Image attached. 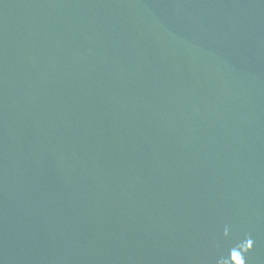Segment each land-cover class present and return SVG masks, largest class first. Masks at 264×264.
<instances>
[{
	"label": "water",
	"instance_id": "1",
	"mask_svg": "<svg viewBox=\"0 0 264 264\" xmlns=\"http://www.w3.org/2000/svg\"><path fill=\"white\" fill-rule=\"evenodd\" d=\"M0 264H264V0H0Z\"/></svg>",
	"mask_w": 264,
	"mask_h": 264
}]
</instances>
